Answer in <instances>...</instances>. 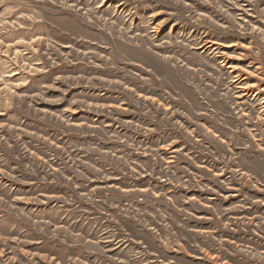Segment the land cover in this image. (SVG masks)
<instances>
[{"label":"rangeland","instance_id":"obj_1","mask_svg":"<svg viewBox=\"0 0 264 264\" xmlns=\"http://www.w3.org/2000/svg\"><path fill=\"white\" fill-rule=\"evenodd\" d=\"M0 264H264V0H0Z\"/></svg>","mask_w":264,"mask_h":264}]
</instances>
